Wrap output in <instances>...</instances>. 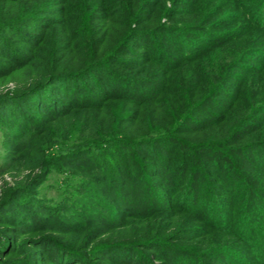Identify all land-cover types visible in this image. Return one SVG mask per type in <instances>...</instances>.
<instances>
[{"label":"rangeland","instance_id":"rangeland-1","mask_svg":"<svg viewBox=\"0 0 264 264\" xmlns=\"http://www.w3.org/2000/svg\"><path fill=\"white\" fill-rule=\"evenodd\" d=\"M124 1V6L121 2L122 7L116 9L112 6L115 0L104 4L95 1L96 11L77 13L74 5L77 6L80 0H74L73 5L71 1L63 3L64 5L54 9L55 13L49 15V8L52 6L50 0H23L15 3L0 0V47L8 49L24 42L14 31L18 32L24 28L33 30L34 27L11 26H16L13 22L20 15H24L25 18L28 16L36 18L34 13H29L35 4L44 7L46 5L47 11H42L39 15L45 18L47 15L58 17L38 29L44 32L45 39L49 42V46L46 44L40 52L44 58L49 56L53 44L57 47L65 44V41H61L62 35H58V32L52 34V29L56 28L53 27V23L56 21L62 22V25L69 30L77 28L82 22L88 23L89 30L84 33L85 28H80L72 35L74 40H77L76 36L81 32L82 38L77 45L82 42L83 49H88V46L92 47V45L106 47L121 39L129 25L133 28L137 27L148 37L146 40L150 44L147 48L134 44L130 47L138 51L146 49L154 56L161 53L163 60L167 54L172 53L174 41L180 39L192 43L203 41L205 42L202 43L203 50L199 52L193 48L191 54L194 52L195 55L184 60L178 59L179 66L171 69L173 92L180 88L182 81L190 78L191 72L199 74L201 86L206 87L213 73L210 70L218 69L223 62L230 66L225 75L226 81L230 84V91L227 90L229 96L226 93L217 95L216 101H212L210 96L206 99L211 103L205 105L202 108L203 114L197 117L202 121L201 124L191 123L189 128L192 130L189 135L192 137L189 138L202 140L204 130H213L220 123L213 120L215 114L229 115V111L233 109L230 110V106L226 104L233 99V94L239 93L237 88L240 85L242 92L239 98L234 97L235 106L253 101L255 111H258L255 117L257 121L231 145L209 143L205 145V149L191 146L190 157H184L183 160L174 159L167 168L149 160L159 168L158 171L156 169L154 171L144 164L148 160L141 161L137 166L139 175L132 180L126 175L118 184L112 181L115 180V176L121 174L122 170H125L120 167L119 156L106 154L103 150L96 149L97 145H94L86 163H75L73 160L71 166L67 160L79 154V150L86 151V148L97 143V139H92L91 135L98 131L102 124L100 116L111 120L113 115L127 116L128 111L134 110L141 114L140 120L130 123L121 122L122 130L117 131L118 135L124 136L125 132L137 138L159 135L164 131V126L168 124L171 114L175 111L173 106V102H176L175 96L171 97L167 93V96L159 99L157 103L154 101L148 104L142 103L141 107L136 103L119 101L115 102L114 106H108L103 115H98L95 110L82 109L55 121L52 119L53 116L39 113L37 116L41 115L45 118H42L43 121H39L38 125L31 124L29 130L36 132L35 139L31 142L34 145L29 148H23L10 140L5 129L0 125V250L6 249L0 251V264H5L3 261L9 258V252H12V257L19 261L18 264H24L27 260L33 261L32 264H59L56 260L35 258L30 260L32 255L29 253L36 248L34 239L39 236H54L66 253L71 254L69 248L74 249V252L76 251L80 254L78 256L83 258L81 262L75 264H123L126 259L123 254L131 259L136 258L134 264H264V169L262 167L264 148L258 149L257 145L252 152L253 155L239 154L240 151L236 150L242 146H255L257 142L264 143V0H158L150 11L157 12L159 18L153 17L154 13L152 17H144L140 20L136 10L137 4L132 0ZM168 6H171L170 15L163 11V8ZM132 7L136 10L134 14ZM206 7L210 9L206 10ZM195 11L202 12L203 16L207 15L209 20L206 23L200 21L203 16L198 18ZM130 13L134 17L131 18ZM194 18L198 20L191 23ZM1 23L5 25L1 26ZM90 23L93 24L92 27ZM68 62L70 67L67 69H70L76 62L75 57ZM40 63L41 59L20 70L13 72L10 70L6 77L0 76V95L11 93L16 89L22 90L30 85ZM218 72L219 70H216L214 74ZM147 82L149 84V81ZM152 88L142 87L146 92H153ZM15 97L10 94L7 97L10 103L3 105L0 103V108L9 107L11 111L22 109L27 113L29 103L21 102ZM213 102H219L223 107L220 108L216 105L218 103ZM184 134L188 136L187 133ZM174 141L183 144L181 139ZM183 148L184 145H181L180 150ZM206 151L208 156L203 158L202 154ZM247 162L253 164L255 169ZM177 165L182 167L176 173L177 176L178 174L181 176L178 184L172 181V171L177 170ZM236 167L244 170L245 174L239 173L238 179L234 180ZM109 170L112 173L110 177L105 176L106 181L96 178L97 173H107ZM254 178L256 179L253 180ZM233 182L236 195L227 198L223 192ZM171 186L173 189H170ZM221 186L223 191L220 189ZM165 192L170 196L167 202H162V194ZM79 195L84 197L80 206L84 204L85 208H91L94 206L92 201L95 203L94 199L99 198L104 204L111 205L112 212H117L120 207L131 212V209L144 210L149 204L162 206L154 214L158 217H150L157 223L155 231L152 229L153 232L150 233V236H153V243L150 241L145 245L140 240L133 243L136 240L129 235L145 232L144 227L148 224L147 221L142 223L141 220L125 215L127 213H121V221L124 222L122 228L110 230L106 235L101 236L92 231L91 227L69 230L66 227L59 229L55 225L41 224L53 222L51 219L54 216L64 219V215L60 214L66 209L72 208L74 212L76 209H81L78 202L72 200ZM225 209L230 210L227 217L231 220L230 224L226 225L223 215ZM245 213L247 219L243 218ZM240 216L244 220L240 225V231L244 229L241 232H247L246 239L237 236L239 230H233ZM36 221L40 222V225L34 226ZM27 225L31 227L24 229ZM217 226L224 227L223 231L218 230ZM11 228H17L18 231L13 232ZM220 245H226V248L223 254L218 255L219 251L215 248ZM11 247H14V250ZM108 248L109 256L112 258L111 263H105L101 255L103 250ZM78 256L77 258H80Z\"/></svg>","mask_w":264,"mask_h":264},{"label":"trees","instance_id":"trees-1","mask_svg":"<svg viewBox=\"0 0 264 264\" xmlns=\"http://www.w3.org/2000/svg\"><path fill=\"white\" fill-rule=\"evenodd\" d=\"M9 1L15 3L22 2L23 0ZM70 1L73 5L74 0H50V4L52 6L49 8V15L55 13L54 9H56V7H60L61 5H64ZM95 1H98L100 4H104L107 1L109 3L113 2V0H80V3L77 6L74 5V7L77 9V13L78 11H83V13L88 11H96L97 5H95ZM115 1L116 2L112 4V6L115 7L114 9L117 7H122L121 2H123L124 6V0ZM132 1L137 4L136 10L138 11V19L140 20L144 17L153 16L155 12L150 11V9L158 0ZM209 9L210 8L206 7V10ZM136 10L135 7H132V14H134ZM170 10L171 6L163 8V11H166L168 15H170ZM42 11H47L46 5L44 7L39 4H35L29 13H34V17L36 18H31V16L25 18L24 15H20L19 18H16L13 22L16 26L11 27H22L23 25H30L31 27H34L33 30L24 28V30H18V32L14 31L16 36L24 42H20L19 44L11 46L10 48L8 47V49H3L0 47V58H2V60H0L1 77H6V75H9L10 70L11 72L20 70L25 66L28 67L33 63H37V61L41 59V63L36 69L30 85L22 88V90L16 89L11 93L7 92V94L0 95V103L2 105L4 103H10V99H7L10 94H12L13 97L16 96L15 99L20 100L21 102L27 101L26 103H29V110L27 113L22 109L11 111L12 109L9 107L4 106V108H0V125H2L3 129H5L7 137L10 140L18 143L23 148H29L34 145H32L31 142L33 139H35L34 134L36 131L29 130V128L31 127V124L35 123L38 125V123L43 121L45 117L41 115H51L53 116L52 119L54 121L58 118L62 119L82 109L95 110L98 115H103L106 112L107 107L114 106L115 102L123 101L128 104L136 103L138 107H141L142 103L148 104L150 102L153 103V101L157 103L159 99L167 96V93L171 97L175 96L176 102H173L175 111L171 114L168 124L164 126V131L159 135L140 136L137 138L133 137L132 134L130 136L128 135L129 133L125 132L124 136H119L117 131L122 130L120 127L121 122L130 123V121L136 122L140 120L141 114L139 115L134 110L128 111L127 116L113 115V119L111 120H107L104 116H100L102 124L98 131H95L91 135L92 139H97V143H92L93 146L86 148V151L79 150V154L73 156L71 159L69 158L70 160H67L71 166L73 165V160H75V163H86L88 161L89 154H92L93 152L92 150L95 147L94 145H97L96 147L98 148L96 149L103 150L106 154L108 153L110 155L114 154L119 156L120 167L125 170H122L118 177L115 176L114 178V176H112V179H115L112 182L114 184H118L120 179L126 175H128V178L131 180L135 179L134 177L139 175L137 166L141 161L144 162L148 160L146 163L144 162V164H146V166L149 168H152L154 171L155 169L158 171L159 168L149 160L154 161L155 164H160L162 167L167 168L174 159L183 160L184 157H190L191 153L189 151L191 146H198L201 148L204 147L202 149H205V145L209 143L231 145L235 139L242 137L257 121V118L255 117L258 111H255L256 108L253 101L245 102L240 106L237 104L235 106L234 101L236 99L234 100V97L239 98L241 95L240 93L242 92V86L240 85L239 88H237L239 93L237 95L233 94V99L229 100V102L226 104L230 106V110L233 109L232 111H229V115L224 116L223 114H215V118L213 120L219 121L220 123L213 130H204L202 140L198 141V139L189 138L192 137L189 135L190 130H192L189 128L191 123L201 124L202 121L198 120L197 117L203 114L202 108L205 105L211 103L206 99L210 96V98L213 99L212 101H216L215 97L217 95L222 93L228 94L229 92L227 90L230 91V84H228L225 79V75L230 69V66H228L226 62H223L220 67H218V69L213 68V71L210 70V72L213 73L206 87L201 86L202 82L200 80L201 77L199 74L191 72L190 78L186 81H182L180 88H177L176 91L173 92L174 89L171 86L172 82L170 78V73H172L171 69L179 66L177 63L178 59L180 60L182 58L184 60L187 57H192L195 55L196 53L194 52L191 54L193 48H196L199 52L203 50L202 48L205 42L197 41L192 43L191 41L185 39L174 41L175 43L172 44V53L167 54V57L165 60H163L161 53H159L158 56H154L146 49L138 51L130 47V45L134 44L147 48L150 43L148 40H146L148 37L142 34L143 32L141 29L137 27L133 28L129 25V27H127L124 31L121 39H117L112 44L106 47H96L92 45V47L88 46V49H83L82 47L84 44H82V42L77 45V42L82 38L81 32L79 36H76L78 38L77 40H74L72 35L80 28H85L83 30L85 33L86 30H89V27L87 26L88 23L85 24L82 22L80 25H78V27L76 26L77 28L69 30L66 29V26L62 25V22L56 21L53 23V27L56 28L52 29V34L58 32V35H62L63 38H61V41H65V44L64 46L59 47H57V45L54 46L53 44V46L50 48L49 56L44 58V56H41L40 52L43 51V49L46 47V44L49 46V42L46 41V35H44V32L38 29L51 20L58 19V17L47 15V18H45L44 16L39 15V13ZM197 12L195 11L196 16L201 18L203 16L202 12ZM183 13L185 14L184 11ZM132 14H129L131 18L133 16ZM155 16L159 18V14H157V12L153 17ZM197 20V18H194L191 23H195ZM202 20L206 23L207 20H209V17L205 15L200 19V21ZM15 22L17 24H15ZM34 22L36 24H32ZM4 25L5 24H2L1 26ZM90 25L91 27L93 26L91 23ZM97 26L98 25H96V27ZM93 30H96V28H93ZM210 42L211 40L209 43ZM75 53H77V55ZM26 56H28V58H26ZM73 57H75L76 62L74 66H71L72 68L67 69V67H70V63L68 61H70ZM216 70H219V72L214 74ZM147 81H149V84H151H147ZM145 86L153 87V92L144 91L142 87ZM213 103H218L216 105L220 108L223 107L221 104H219V102ZM39 113L41 115L37 116ZM204 119H206V117H204ZM207 122L209 121L207 120ZM89 123H91V120H89ZM184 133H187L188 136H185ZM177 139H181L183 144L179 143L178 141H174ZM103 145L104 149H102ZM181 145H184L185 148L180 150ZM257 145L259 147L258 149L264 148L263 142H257L255 146H242L236 150L240 151L239 154L247 153L248 155L252 154L254 148ZM207 156L208 151L203 152L202 157L205 158ZM259 159L260 158H258V161ZM262 161L264 163V158ZM66 164L68 165V162H66ZM178 165L177 170L174 172L172 171V181H175L177 184L178 179L181 176L179 174L177 176L176 173L179 171V169H182V167ZM248 165H252L254 167V165L251 163H248ZM262 167L264 169V166ZM243 171L244 170H241L240 167H236L233 179H238L240 176L239 173L244 175L245 173ZM111 173V170H109L107 173H97L96 178H99L101 181H106L105 176L110 177L109 175ZM231 173H233V171ZM225 176L226 175L223 174L224 178H226ZM255 179L256 178L253 180ZM170 182L171 181L169 180L168 183ZM233 184L234 182L231 184V186L226 187L223 192L227 195V198L236 195ZM170 189H173V186H171ZM220 189L222 190V186ZM248 189L250 190V186ZM169 196L170 195L168 192L163 193V200L161 199L162 202H167ZM84 197L79 195L74 197L72 200L78 202L80 206V203L84 200ZM94 201L95 203L92 201L94 206L91 208H85L83 206L84 204L80 206L81 209H76V212L72 211V208H69L66 209L64 213L60 214L64 215V219H59L57 218L58 216H54L51 219L53 222L48 221L41 224L55 225L56 228L66 227V229L69 230L77 229L79 227H91L93 229L92 231L97 232L98 235L101 236L106 235L110 230H119L122 228L124 222L121 221L120 216L127 213L125 215L135 218V220H141L142 223L147 221L146 224H148L147 227H144L145 232L140 231L137 232V234L129 235V237L136 240L133 243H136L137 240H140L141 243H145V245H147L150 243V241H153V236H150V233H152L153 230L155 231V226L157 223L150 217H158L154 214L159 209H161L160 207L162 206L149 204L144 210L131 209V212L120 207L117 212H112L110 204H104V202L99 201V198L94 199ZM261 201L262 200H260V202ZM86 205L88 206V204ZM169 207L172 209L171 206ZM229 211L225 209V213L223 214L225 216V225L230 224L231 222V220L227 217V213ZM118 212H120L119 215L117 214ZM241 217L242 216L237 218L235 226H233V230L240 231V225L242 222H244ZM243 218L247 219V213H245V217L243 214ZM37 225H40V222L36 221L34 223V226ZM29 227L31 226L27 225L24 229H28ZM5 228L10 229L8 227ZM217 229L223 231L224 227L217 226ZM242 230L244 231V229H241V231ZM11 231L17 232L18 230L17 228H11ZM241 231L237 236H239L241 239H246L247 232ZM34 242L36 248L30 251L29 254L32 255L30 260L34 258L38 260L47 259L48 261L56 260L59 264H75L81 262L83 259L78 256L80 254L76 251L74 252V249L72 248H69L72 252L71 254L66 253L62 248L63 246L59 241H56L54 236H39L34 239ZM225 246L226 245L216 246V251H219L218 255L223 254V250L226 248ZM13 248L11 247L12 250H14ZM5 250L6 249L4 248L0 251L3 252ZM116 250L123 249L116 248ZM109 253L110 249L108 248L103 250L101 254L105 263H111L112 258L109 256ZM9 255V258H5L3 261L5 264L19 263L18 260L12 257V252H9ZM77 256L80 258H77ZM123 257L126 258L122 262L123 264L135 263L134 259L136 258H128L125 254H123ZM32 262L33 261L27 260L24 264H32Z\"/></svg>","mask_w":264,"mask_h":264}]
</instances>
